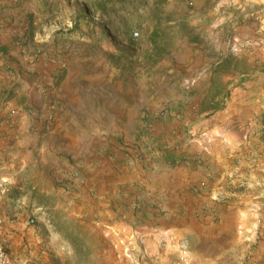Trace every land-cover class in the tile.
Here are the masks:
<instances>
[{
    "label": "crops",
    "instance_id": "obj_1",
    "mask_svg": "<svg viewBox=\"0 0 264 264\" xmlns=\"http://www.w3.org/2000/svg\"><path fill=\"white\" fill-rule=\"evenodd\" d=\"M194 13L213 42L203 62H158L138 89L103 99L99 60L86 74L62 42L77 26L54 27L75 18L69 0H0L4 212L27 196L35 206L43 193L65 197L91 217L96 264H185L173 246L184 237L201 264H264V0H196ZM218 82L225 91L210 92ZM207 94L223 106L193 115ZM168 97L172 115L136 119ZM30 240L14 264L77 255L61 235Z\"/></svg>",
    "mask_w": 264,
    "mask_h": 264
},
{
    "label": "rangeland",
    "instance_id": "obj_2",
    "mask_svg": "<svg viewBox=\"0 0 264 264\" xmlns=\"http://www.w3.org/2000/svg\"><path fill=\"white\" fill-rule=\"evenodd\" d=\"M69 5L73 10L71 16L75 18L69 19L65 15L54 22V27L75 29L77 26V31L62 42H71L73 50L69 52V58L73 57L75 66L88 63L86 70H81L86 74L96 69L90 65L92 61L99 60L104 75L100 82L103 99L120 96L122 85L132 84L134 90L138 89L140 79L158 62L184 67L203 62L205 53L213 45L208 34L209 22L194 13L196 0H168L164 6L157 5L154 0H69ZM136 30L140 32L138 37L134 36ZM65 45L66 50L61 54L69 50ZM162 65L164 67V63ZM153 71V78L157 74V80L164 74L163 69ZM224 91V85L219 82L210 88L212 93ZM212 96L207 94L198 100L200 106L196 105L192 114L221 108L224 100L215 101ZM154 102L151 101L148 110L146 107L139 110L138 121H156L172 115L174 100L168 97L159 101L158 107ZM154 108L157 110L152 112ZM36 198V206L27 196L23 207L5 212L0 207V245L8 249L13 260L20 258L19 249L31 251L34 244L29 242L33 237L51 239L61 235L76 247L77 255L71 264H96L97 261L86 256L94 244L92 237L98 235L92 232V225L87 224L91 217L77 215L75 205L63 196L43 193ZM31 219L34 222H30ZM103 247L100 246L101 251Z\"/></svg>",
    "mask_w": 264,
    "mask_h": 264
},
{
    "label": "built area",
    "instance_id": "obj_3",
    "mask_svg": "<svg viewBox=\"0 0 264 264\" xmlns=\"http://www.w3.org/2000/svg\"><path fill=\"white\" fill-rule=\"evenodd\" d=\"M140 35L139 31H134V36L138 37ZM202 188L194 187L193 190L200 191ZM212 198L214 200H221L224 196H226L225 192H220L218 190L212 191ZM30 222H34L31 219ZM173 246L178 250L180 256L183 259L185 264H201L193 255L192 249L190 246V241L188 238H179L173 241ZM0 264H14L13 257L11 253L5 248L3 245H0Z\"/></svg>",
    "mask_w": 264,
    "mask_h": 264
},
{
    "label": "trees",
    "instance_id": "obj_4",
    "mask_svg": "<svg viewBox=\"0 0 264 264\" xmlns=\"http://www.w3.org/2000/svg\"><path fill=\"white\" fill-rule=\"evenodd\" d=\"M157 5L164 6L168 0H154Z\"/></svg>",
    "mask_w": 264,
    "mask_h": 264
}]
</instances>
